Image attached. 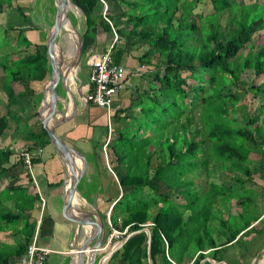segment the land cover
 Masks as SVG:
<instances>
[{"label":"trees","instance_id":"trees-1","mask_svg":"<svg viewBox=\"0 0 264 264\" xmlns=\"http://www.w3.org/2000/svg\"><path fill=\"white\" fill-rule=\"evenodd\" d=\"M200 1L76 0L87 10L83 39L97 42V34L106 35L116 64L131 49L140 50L139 66L151 71L135 76L133 84L128 76L124 80L127 105L112 113L111 132L116 137L105 149L120 187L131 188L127 193L123 190L110 215L113 229H127L125 236L135 233L112 257L119 258L120 264H148L147 235L136 233L147 224L151 225L147 229L152 264H202L206 258L210 260L204 264H220L224 248L240 232L264 235L261 223L248 229L257 217L239 214L248 219L232 229L223 217H213L212 202L198 196L192 200L190 192L194 182L190 175L196 171L218 179L207 182L205 188L198 184L200 191L226 187V179L236 184L253 179L245 163L264 145L259 121H264V34L257 37L260 44L253 43L254 34L264 31V0L249 4L247 0H209L212 8L207 15L197 9ZM18 33L17 45L23 46L24 56L10 62L0 59L2 85L9 88L7 115L18 107V97L33 96L29 83L44 81L51 71L48 58L38 51L25 53L30 43L21 30ZM247 70L255 78L251 82L240 78ZM258 94L257 110L247 113L241 108L248 103L247 95ZM34 98L37 106L41 96ZM237 113H246L245 127L233 125L243 120L241 116L238 121ZM7 126L8 117L0 116V136ZM25 137L34 143L28 151L50 145L41 125L39 132L30 131ZM12 154L0 148V174L14 166ZM37 160L33 158L31 165ZM159 184L168 192L158 193ZM28 191H12L14 210L3 208L0 200V232L12 225L13 239L23 236V241L0 248V264L21 258L32 241L31 209L36 196Z\"/></svg>","mask_w":264,"mask_h":264},{"label":"crops","instance_id":"crops-1","mask_svg":"<svg viewBox=\"0 0 264 264\" xmlns=\"http://www.w3.org/2000/svg\"><path fill=\"white\" fill-rule=\"evenodd\" d=\"M35 1L14 0V6L22 12L21 14L17 11L18 15H14L15 18L8 16L7 13L4 14L3 9L0 8V25L4 27L5 31L3 46L0 48L8 46L9 43H11L10 45H12L13 49L19 48L18 52L14 50L10 52V49L6 51L5 49H0L3 52L2 56L9 55L5 57L8 62L24 56L22 52L23 46L17 45V42L20 41L18 30L23 32L22 35L30 43V46L25 49V53L34 54L35 51H38L49 60L50 52L46 34L47 28L52 26L56 20L54 0L51 3H47L51 8H38L37 10L32 8ZM14 6L12 5V7ZM29 10H34L32 18L27 13ZM82 11L85 12V18L87 15L86 8H82L81 13ZM69 16L72 24L77 29L78 21L76 18L78 14ZM85 21L84 30L77 31L81 38L85 31ZM10 27L15 30H9L8 28ZM62 34L63 31H59L57 34L61 53L65 48ZM82 44L85 55L76 71H67L64 69L65 65L63 63L59 64L62 69L58 78L56 89L58 100L55 106L58 112L51 113L49 120L60 123L56 130L57 136L62 138L69 147L80 152L86 160V171L77 183L78 195L74 196L70 211L72 213H92L96 221L100 220L105 228L103 236V244H105L108 235L106 233V221L110 219L112 206L121 196L123 190L125 191V189L120 187L115 174L109 169L105 149L107 144L115 140L116 136L111 132V116L116 109L127 105L123 101L125 100L126 92L124 85L121 93L113 99L109 111L88 102L89 60L92 56L107 51L110 46H108V38L104 34H97V42L82 38ZM61 57L59 55V58ZM123 60H127V57L124 56ZM121 63L124 65L123 62ZM124 66L126 67L127 65ZM135 67L137 68V66ZM128 69L131 70L133 67ZM49 76L44 81L30 82L29 88L33 91V96L18 97V107L11 112L9 117L7 115L10 120H8L7 130L0 136V148H8L13 151L10 162L14 166L9 171L0 174V200L3 208L14 210V199L12 198L14 189L29 190L30 194L36 196L31 211V226L34 228L31 243L35 242L36 246L51 250L52 253L47 258L48 264H59L60 259L65 261V264H73L76 253L83 245V238L86 232L85 228H79L77 221L65 214L62 209L66 189L63 183L66 170L65 164L58 158L51 145L42 148L34 147L30 151L33 154L38 153L39 150L41 151L34 158V160L38 159L37 163L32 164L30 167H27L25 163L18 164V160H23L20 159V157L22 158V151L28 150L27 148L34 144L33 140L26 138L25 135L30 131L34 133L40 131L37 111L40 103L35 106L34 97L39 95L42 101ZM3 87L5 93L0 88L2 90L0 94H5V97L0 96V103L3 104L5 101L7 106L8 92L5 86ZM4 114H7V110ZM243 120L245 121V119ZM263 155L261 158L264 160ZM107 169L112 174V177L106 171ZM260 170L257 179L254 176L256 172L251 171L253 179L250 182L242 181L236 184L232 181H227L228 179L224 181L229 195L228 201L224 205L223 213L228 216L227 212L230 211V213L235 212L236 215L246 213L257 217V221L252 223L248 229L264 223V168ZM241 186L245 190H242ZM4 192H8L10 197L3 198ZM245 206L248 207L245 208ZM17 225L19 227L22 226V222L18 221ZM4 232L9 233L8 237L11 238L15 234L14 231L9 229ZM244 232L246 230L237 235L235 243H231L224 249H233L236 245H239L243 238L246 242H254L259 237L258 239L261 241L259 246L257 248L254 247L251 252L247 253L246 261L241 264H262V261L259 262V260L261 253L264 254V235L259 236L253 232ZM95 238L94 236L92 242L95 241ZM15 240L23 241L22 234H17ZM112 245L110 244L109 247L111 248ZM119 249L114 250L110 257L107 256L109 258L106 263V259L104 260L103 257L101 261V258L95 259L94 264H120L119 258L114 257L112 259L115 252ZM236 253V256L234 254L235 257L224 254L220 264H236L234 258L237 259L236 257L241 255L242 251L237 249ZM240 258L242 257L240 256ZM16 260L18 259H11L10 264L12 262L15 264Z\"/></svg>","mask_w":264,"mask_h":264},{"label":"water","instance_id":"water-1","mask_svg":"<svg viewBox=\"0 0 264 264\" xmlns=\"http://www.w3.org/2000/svg\"><path fill=\"white\" fill-rule=\"evenodd\" d=\"M68 3L73 5L70 0H54L56 20L52 26L47 28L46 34L50 52L49 61L51 72L47 83L48 86L44 92V96L37 111L39 121L42 128L47 133L50 145L53 147L58 158L65 164L66 170L63 183L66 186V189L65 195L63 197L62 209L65 214L77 221L79 228H85L86 232L83 238V245L76 253L73 264H94L97 254L99 252L105 251L107 248H103L105 247V245H103V236L105 233L103 223L100 220L96 221L92 213H72L70 211L71 202L73 201L74 196L78 195L77 183L80 181L86 171V160L80 152L69 147L62 138L57 136L56 130L60 123L51 122L49 120L51 113L58 112L55 106L58 100L56 90L58 78L62 69L60 68L59 64L63 63L65 65L64 69L67 71H76V69L80 67L83 60L82 38L78 34L76 27L72 24L69 12L73 15L76 14L72 8H69L67 5ZM59 31H63L62 37L65 43V48L63 49L62 53L60 51V46L58 43L59 41L57 39V34ZM70 40L75 44V50L73 51L70 50ZM59 55L62 57L59 58ZM140 232H144L147 235V260L148 264H152L150 253L151 239L149 230L144 227V229L136 233ZM133 235H135V233L128 234L120 241L113 244L104 256L106 258L107 256L110 257L114 250L121 248ZM94 236L96 238L95 241L92 242Z\"/></svg>","mask_w":264,"mask_h":264},{"label":"rangeland","instance_id":"rangeland-1","mask_svg":"<svg viewBox=\"0 0 264 264\" xmlns=\"http://www.w3.org/2000/svg\"><path fill=\"white\" fill-rule=\"evenodd\" d=\"M51 1L52 0H36L34 3H33V5H32V8H34V9H38V8H51V6L49 5H47V3H51ZM71 2H72V4H73V6H75L77 9H79V11H81L82 10V8H84V7H80V6H78L77 5V3H76V0H70ZM1 2H3V3H1V6L2 7H0V8H2L3 9V11H4V14H6L7 13V15L8 16H12V18H15V16L14 15H18V12H17V9L16 8H14L15 6V2H14V0H1ZM251 2H253L252 0H247L245 3L246 4H249V3H251ZM12 5L14 6L13 8H10V6L12 7ZM45 5V6H44ZM211 4H210V1L209 0H201L198 4H197V9L198 10H200V11H202V13L204 14V15H207V14H209V13H211ZM8 11V12H7ZM34 10H29L27 13H28V15H30V17L32 18L33 16H34ZM69 15H71V13L69 12ZM77 15V14H76ZM84 15H85V12H83L82 11V13L81 12H79V14H78V17L76 18L77 19V21H78V27H77V31H79V30H81V31H83L84 30V21L86 20V16H85V18H84ZM4 34H5V31H4V27H2L1 25H0V47H2L3 46V41H4ZM264 34V31H260V32H256L254 35H255V37H254V44H260V39L259 38H257V37H259V36H261V35H263ZM11 39V38H10ZM9 39V40H10ZM116 39V37L114 36V40ZM11 43H9V45L8 46H5V47H3V48H0V49H5V51L7 50V49H10L9 51L11 52L12 50H14L15 52H18V50H19V48H14L13 49V47H12V45H10ZM74 46H75V44H73L72 45V47H73V50H75V48H74ZM7 47V48H6ZM130 50V49H129ZM1 54H3V52H1V50H0V55ZM141 54H142V52L140 51V50H135V48L134 49H131L130 51H128L127 52V54L125 55L126 57H127V60H121L123 63H124V65H127L126 67H128V68H131V67H133V69H131V70H135L134 68H136L135 66H137V67H139V60H138V58H140V56H141ZM6 56H9V55H5V56H0V58H1V60L3 61V62H5V57ZM9 58V57H8ZM7 60V59H6ZM154 61V60H153ZM0 63H1V61H0ZM120 64H122V63H120ZM123 65V64H122ZM140 68V67H139ZM150 69H148L147 70V68L145 67L144 69H143V74H146L147 72H151V71H149ZM240 78H245V79H247L248 81H253L255 78H254V76H253V74H252V72L251 71H249V70H247V71H245L244 73H242V74H240ZM137 79L138 78H136V77H134V76H131V75H129L128 76V81L129 82H131V84H133V82L135 83V81H137ZM263 85H264V82H263ZM46 86H48V84H46ZM0 88H2L3 89V91L5 90L4 89V87L2 86V75H0ZM5 88H6V86H5ZM8 88V87H7ZM6 88V90H7V92H9L8 91V89ZM2 90L0 89V92H1ZM4 93H5V91H4ZM0 96L2 97V96H4L5 97V94H3L2 93V95L0 94ZM260 94H258L257 96H255L254 98L252 97V95H247L245 98H246V100H247V104H246V106H242L241 108L242 109H245L246 110V112L248 113V112H254L255 110H257V106H258V101H259V99H260ZM6 110H7V106L5 105V101H4V103L3 104H1L0 103V116H2V114H4L5 112H6ZM240 113V112H239ZM239 113H237L236 114V117H237V119H238V121H239V119L241 118V116H242V118L243 119H247L248 117H247V115H246V113H242V114H239ZM11 114V113H10ZM10 114H8V117L10 116ZM4 115H6L7 116V114H4ZM8 120H10V119H8ZM260 121V123L262 124V126H263V128H264V121L261 119V120H259ZM40 123V122H39ZM40 125H41V123H40ZM233 125L235 126H238V127H245L244 126V120H242L241 121V123H238V122H234L233 123ZM249 128H251V127H249ZM0 146H1V144H0ZM264 151V145H262V147H261V150H259V149H257V151H255L254 153H252V154H250V157H249V162H246L245 163V166L246 167H248L251 171L253 170V168H258V169H263L264 168V160H263V158H261V156H259V153L261 154L263 151ZM200 155H198V157H199ZM263 157H264V155H263ZM210 169V168H209ZM264 172V171H263ZM208 174H212L211 173V171H209L208 172ZM254 176H255V178L257 179L258 177H259V174L256 172L255 174H254ZM190 177L191 178H194L193 179V186H191L190 187V192H191V195H192V200H195V196H198V197H201L202 199H205V201L208 203V204H210V202H212V206H211V208L209 207V205H208V208H210V212H211V214L213 215V217L216 219V218H222L223 217V219H224V221L225 222H228L229 223V225H230V227L233 229L234 227H235V225L236 226H239V225H243V222L245 221V219H248V218H250L251 216L250 215H244V216H246V217H248V218H239V214L238 215H236L235 214V212H233V213H230V211L229 212H227L228 213V216H226L224 213H223V205H224V203L226 202V198L228 197V189L226 188V187H210V186H208L209 187V189H203V191H200L199 190V188L197 187V185L198 184H201L203 187L202 188H205V186H206V183L207 182H209V181H218V179L216 178L217 176L215 175V176H213V174L211 175V176H207V174L206 173H204V172H200V171H196L193 175H190ZM200 187V186H199ZM131 190V188H127L125 191H124V193H127V192H129ZM145 190V189H144ZM157 190H158V193H167L168 192V190H167V188H165V186L164 185H162V184H159L158 185V188H157ZM146 194H148L147 192V190H145L144 191ZM216 192H218V193H220V194H218V193H216ZM223 194V195H222ZM5 196H6V192L3 194V198H5ZM246 207H248V206H245V208ZM32 209H33V207H32ZM32 209H31V211H32ZM241 215H243V214H241ZM233 217V218H232ZM1 225H3V224H1ZM146 226H151L150 224H147ZM3 228L5 227V225H3L2 226ZM219 227V226H218ZM261 227H263L264 228V223L263 224H261ZM13 228V226L12 225H10L9 226V229H12ZM106 228H107V232L106 233H108V231H109V225H108V223H107V221H106ZM220 228V227H219ZM225 229V228H224ZM226 229L228 230V227L226 226ZM213 233H215V230L213 231L212 230V234ZM9 236V233H6V232H2V233H0V248H3L4 247V245H12L13 243L12 242H14V240L15 239H13V238H11V237H8ZM259 238V237H258ZM256 239L254 242L253 241H251V242H246V240L243 238L242 240H241V242L239 243V245H236V247H234L233 249H224L223 250V255L225 254V255H227V256H231V257H235L236 255H237V253H236V251H237V249L238 250H240V251H242V254L241 255H239V256H237L236 258L237 259H235L234 258V262L237 264V263H239V264H241V263H244V261H246V254L247 253H249V252H251L253 249H254V247H258L259 246V243L261 242L259 239ZM120 239V238H119ZM121 240V239H120ZM114 243V242H113ZM112 243V244H113ZM177 247V249L178 250H180V247L179 246H176ZM109 250V248H107L105 251H102V252H99L98 254H97V256H96V259H99V258H101L100 259V261L102 260V258L104 257V260L106 259V257L104 256L105 254H106V252ZM234 254H235V256H234ZM242 255H244V256H242ZM240 256L242 257V258H240ZM52 258H53V256H52ZM264 254H262L261 253V256H260V260H259V262H261L262 261V264H264ZM14 261V260H13ZM50 261V260H49ZM188 262H189V259L187 260ZM205 261H208V258H206L203 262H202V264H204V262ZM15 262H17V260L15 261ZM49 263H51V262H49ZM12 264H14L13 262H12ZM16 264V263H15ZM59 264H65V261H63L62 259H60V261H59Z\"/></svg>","mask_w":264,"mask_h":264},{"label":"built area","instance_id":"built-area-1","mask_svg":"<svg viewBox=\"0 0 264 264\" xmlns=\"http://www.w3.org/2000/svg\"><path fill=\"white\" fill-rule=\"evenodd\" d=\"M112 48L113 44L110 45L107 51L90 58L88 73V102L101 108H105L108 111L113 99L120 94L126 77L129 75L134 77L139 76L143 73L144 69L143 66H139L140 68L137 67L134 68L135 70H129L122 64L114 63L112 58ZM40 152L41 151L39 150L36 154L39 155ZM36 154H33L28 150L22 151L21 155L27 167L31 166V160L37 156ZM107 223L110 229L106 238L107 241L104 244L105 247L103 248L109 247L113 242V244L117 243L127 232V229L123 232L113 229L109 220ZM51 253V250L38 247L35 245V242H32L28 245L25 254L17 260L16 264H48L47 258Z\"/></svg>","mask_w":264,"mask_h":264},{"label":"bare ground","instance_id":"bare-ground-1","mask_svg":"<svg viewBox=\"0 0 264 264\" xmlns=\"http://www.w3.org/2000/svg\"><path fill=\"white\" fill-rule=\"evenodd\" d=\"M67 5L69 6V8H72V10L75 11V13L79 14V12H81V11H79V9H77L75 6L70 5L69 3H68ZM69 44H70V50L73 51V47H72V45H73L74 43L70 40V41H69ZM74 48H75V46H74ZM107 259H108V258H106L105 263H106ZM105 263H104V264H105Z\"/></svg>","mask_w":264,"mask_h":264},{"label":"clouds","instance_id":"clouds-1","mask_svg":"<svg viewBox=\"0 0 264 264\" xmlns=\"http://www.w3.org/2000/svg\"><path fill=\"white\" fill-rule=\"evenodd\" d=\"M106 9H107V8H106ZM116 39H117V38H116ZM263 194H264V193H263ZM263 199H264V198H263ZM107 221H108V220H107ZM109 221H110V219H109ZM145 227L147 228L148 226L145 225ZM126 236H127V235H126ZM124 237H125V236H124ZM124 237H123V238H124ZM103 245H104V244H103ZM107 248L110 249V247H107ZM107 248H106V249H107ZM106 249H105V250H106ZM203 253L206 254L207 252H203ZM208 260H210V259L208 258Z\"/></svg>","mask_w":264,"mask_h":264}]
</instances>
